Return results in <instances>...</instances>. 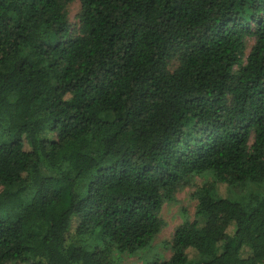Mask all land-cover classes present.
Here are the masks:
<instances>
[{
	"label": "trees",
	"instance_id": "1",
	"mask_svg": "<svg viewBox=\"0 0 264 264\" xmlns=\"http://www.w3.org/2000/svg\"><path fill=\"white\" fill-rule=\"evenodd\" d=\"M66 1L0 0V264H121L195 175L152 264H264V0H79L76 34Z\"/></svg>",
	"mask_w": 264,
	"mask_h": 264
},
{
	"label": "rangeland",
	"instance_id": "2",
	"mask_svg": "<svg viewBox=\"0 0 264 264\" xmlns=\"http://www.w3.org/2000/svg\"><path fill=\"white\" fill-rule=\"evenodd\" d=\"M64 11L69 22L70 33H79V19L78 15L80 12L79 0H67L64 4ZM244 52L247 54L249 45ZM244 62V58L242 60ZM169 69H173L176 65L175 60H170ZM105 117L109 116V113L104 114ZM253 141V133L249 138V144ZM202 175H195L189 180V183H183L178 186L174 199L171 202L164 201L159 212V216L163 221L160 231L153 238L150 248L147 251H143L139 254L124 255L121 264H152L156 259L157 262L168 259L170 255L169 242L171 241L172 235L175 228L182 223L183 217L192 219L195 212V199L192 198L191 192L194 184H201L205 180ZM263 185L248 184L244 186H236L230 190L229 195L233 199L245 200L248 192L262 191Z\"/></svg>",
	"mask_w": 264,
	"mask_h": 264
}]
</instances>
